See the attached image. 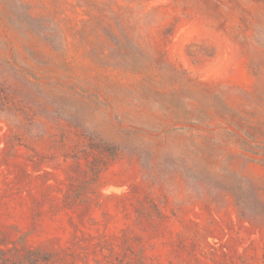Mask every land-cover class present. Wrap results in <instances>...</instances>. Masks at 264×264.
<instances>
[{
	"label": "rangeland",
	"instance_id": "obj_1",
	"mask_svg": "<svg viewBox=\"0 0 264 264\" xmlns=\"http://www.w3.org/2000/svg\"><path fill=\"white\" fill-rule=\"evenodd\" d=\"M23 79L31 104L0 113L2 247L264 264V0H0V89ZM69 83L95 134L153 144L154 176L67 126Z\"/></svg>",
	"mask_w": 264,
	"mask_h": 264
},
{
	"label": "trees",
	"instance_id": "obj_2",
	"mask_svg": "<svg viewBox=\"0 0 264 264\" xmlns=\"http://www.w3.org/2000/svg\"><path fill=\"white\" fill-rule=\"evenodd\" d=\"M27 17L28 19L24 21V23H26L24 27L31 30L28 23L30 24L31 22L29 20H33V18L30 17V15H27ZM12 21L11 19H8L7 22L11 23ZM111 37L112 40L117 42V35L111 34ZM23 80L25 81L22 84H24L25 87L22 85L20 87L15 83H11L0 89V113L14 114L17 112L18 107L15 103L17 99L25 102L27 101L29 103L31 102L32 99L30 93L25 89L28 86L38 85V83H33L26 79ZM53 83L59 85L60 87L64 86L60 82L54 81ZM47 84L49 85L50 83ZM68 86V92L66 93L69 95V98L71 97L73 106H68V109L61 107L63 108V111L66 112L64 114L66 117V123L68 124L66 125L75 130L81 136L89 138L97 145V148H110L111 151H109L108 155L113 158L121 156L125 153L135 156L140 162L143 173L150 177L154 176V168L157 167L155 161L159 156V153L154 149L153 144L151 143V145L147 143L148 145H146L144 142L146 146L140 145V140L142 142L144 140L143 137L139 135L140 131L136 129H120L114 127L113 130L117 133L116 135L119 138L116 140L106 139L99 134H95V132L92 131L86 124V120H84L82 116L83 107L87 105L86 99L90 98L91 95L80 94L78 91L73 89L74 87L70 83ZM2 95L4 96L2 97ZM35 115L30 114L28 118H32ZM235 203L242 217L253 220L251 216L255 213V211L252 209L251 205L247 204L245 200L239 199V196L236 197ZM57 261L58 257L54 252L44 251L37 248H29L26 246L18 247L16 245H13L12 247H2L0 243V264H55Z\"/></svg>",
	"mask_w": 264,
	"mask_h": 264
}]
</instances>
